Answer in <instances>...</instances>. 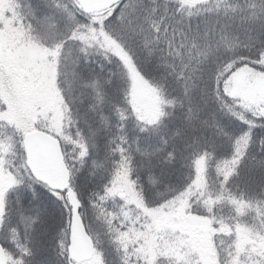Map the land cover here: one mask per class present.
<instances>
[{"label": "snow or ice", "instance_id": "snow-or-ice-1", "mask_svg": "<svg viewBox=\"0 0 264 264\" xmlns=\"http://www.w3.org/2000/svg\"><path fill=\"white\" fill-rule=\"evenodd\" d=\"M0 264H264V0H0Z\"/></svg>", "mask_w": 264, "mask_h": 264}]
</instances>
